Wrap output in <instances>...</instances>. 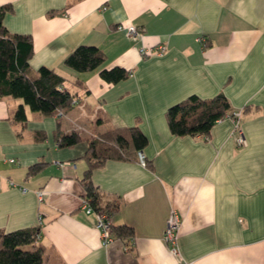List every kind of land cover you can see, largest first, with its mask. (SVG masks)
<instances>
[{"label": "crops", "instance_id": "crops-1", "mask_svg": "<svg viewBox=\"0 0 264 264\" xmlns=\"http://www.w3.org/2000/svg\"><path fill=\"white\" fill-rule=\"evenodd\" d=\"M11 34L30 35L31 71L65 78L78 101L62 116L13 115L22 100H0V231L39 226L43 264H264V0H0ZM142 30L132 38L127 26ZM78 45L106 56L94 71L64 65ZM164 45L163 54H155ZM153 54L144 56L142 50ZM125 68L115 84L102 68ZM223 94L239 119L208 135L175 136L167 108L190 95ZM138 127L147 138L136 157L110 159L91 173L101 205L117 204L112 226L132 238L104 244L80 182L88 140ZM80 141L58 146L56 131ZM13 159L14 162H11ZM40 164L34 172L29 167ZM180 220L177 251L164 241L166 220Z\"/></svg>", "mask_w": 264, "mask_h": 264}, {"label": "trees", "instance_id": "trees-1", "mask_svg": "<svg viewBox=\"0 0 264 264\" xmlns=\"http://www.w3.org/2000/svg\"><path fill=\"white\" fill-rule=\"evenodd\" d=\"M10 5H0V100L13 97L22 100L13 118L17 122L26 120L25 106L30 111L48 116H58L68 112L76 101V95L64 88L65 78L53 69L39 67L34 73L29 60L33 55L30 35L11 34L3 25L2 19ZM105 54L94 45H78L64 59L65 66L76 72H90L99 69L105 62ZM107 83H118L129 76L123 67L102 68L99 72ZM231 106L223 94L210 99L190 95L169 106L165 112L168 128L175 136L208 135L214 124L232 114ZM60 117V116H58ZM58 146L69 147L80 141L77 132L56 131ZM147 144V138L136 127L113 128L88 140V148L83 158L87 169L80 180L84 189L83 200L95 212L108 216L117 210L118 205H101V198L91 181V173L110 159L136 157ZM40 164L29 167L34 172ZM147 166V160H146ZM39 226L9 232L0 231V264H43L44 250L37 245ZM111 236L115 239H128L133 236L132 227L122 224L112 226ZM29 246L30 248H26Z\"/></svg>", "mask_w": 264, "mask_h": 264}, {"label": "built area", "instance_id": "built-area-1", "mask_svg": "<svg viewBox=\"0 0 264 264\" xmlns=\"http://www.w3.org/2000/svg\"><path fill=\"white\" fill-rule=\"evenodd\" d=\"M127 32L132 38H138L142 36V30L134 25L127 26ZM165 51L164 45H158L155 49V54L161 55ZM142 54L144 56H148L153 54L151 49L142 50ZM73 104H76V101H73ZM242 111H234L232 114H227L226 118L231 119L235 125V132H236V142L240 146H244L245 138L243 133L240 129L239 119L241 117ZM58 116H61V113H58ZM11 162H14L13 159H10ZM137 161L142 165L146 166V157L142 151L137 153ZM83 206L87 212H90L92 209L89 205L83 200ZM96 215V226L101 231L103 243H109L112 241L111 236V220L110 217L103 212H95ZM180 227V220L178 216L175 214L174 211H171L167 220H166V227L163 235L164 241L170 246L172 253L178 254L177 251V237L179 233Z\"/></svg>", "mask_w": 264, "mask_h": 264}, {"label": "rangeland", "instance_id": "rangeland-1", "mask_svg": "<svg viewBox=\"0 0 264 264\" xmlns=\"http://www.w3.org/2000/svg\"><path fill=\"white\" fill-rule=\"evenodd\" d=\"M13 97H10V99H12ZM18 99V98H17ZM21 100V99H20ZM26 248H30L29 246H26Z\"/></svg>", "mask_w": 264, "mask_h": 264}]
</instances>
